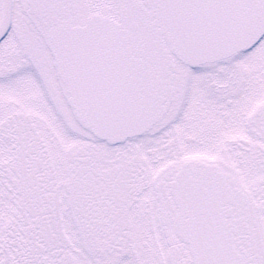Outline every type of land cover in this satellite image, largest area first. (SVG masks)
Here are the masks:
<instances>
[{"label":"snow or ice","instance_id":"1","mask_svg":"<svg viewBox=\"0 0 264 264\" xmlns=\"http://www.w3.org/2000/svg\"><path fill=\"white\" fill-rule=\"evenodd\" d=\"M0 264H264V0H0Z\"/></svg>","mask_w":264,"mask_h":264}]
</instances>
